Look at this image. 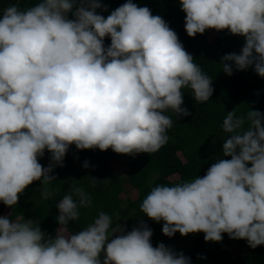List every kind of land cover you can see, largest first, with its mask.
<instances>
[{
    "label": "clouds",
    "instance_id": "clouds-1",
    "mask_svg": "<svg viewBox=\"0 0 264 264\" xmlns=\"http://www.w3.org/2000/svg\"><path fill=\"white\" fill-rule=\"evenodd\" d=\"M179 6L189 37L215 30L243 38L239 52L222 56L224 73L251 68L264 78V0H179ZM185 88L199 103L214 92L177 32L146 5L124 0L109 11L104 0L10 4L0 14V202L12 208L33 182L56 180L52 173L64 167L72 145L132 157L159 151L173 124L165 113L191 115L182 107ZM222 129L230 134L223 158L202 176L153 187L140 209L163 221L169 238L203 232L205 242H222L226 233L255 249L264 245V113L251 108L237 116L233 109ZM89 166L85 160L82 167ZM71 191L79 200L67 194L57 204L59 225L78 220V206L91 205L82 188ZM52 194L41 188L44 199ZM111 224L100 212L78 233L61 228L51 235L31 218L0 215V264H191L164 242L153 246L143 218L131 230L121 224L110 233Z\"/></svg>",
    "mask_w": 264,
    "mask_h": 264
},
{
    "label": "trees",
    "instance_id": "trees-1",
    "mask_svg": "<svg viewBox=\"0 0 264 264\" xmlns=\"http://www.w3.org/2000/svg\"><path fill=\"white\" fill-rule=\"evenodd\" d=\"M38 2L0 0V14L12 3H18L21 9H25ZM123 2L104 0L109 11ZM134 2L148 6L153 14L161 15L177 32L185 49L193 55L194 63L213 81L212 97L199 103L190 88L183 89L182 107H187L191 115L178 119L171 110L165 113L172 118L173 124L168 131V143L155 153H140L132 157L116 154L111 149L77 150L74 145L70 146L64 167L57 166L52 173L56 180L46 186H40V181L33 182L12 208L0 202V215L8 214L10 219L21 221L31 218L33 226L40 225L51 235L61 228L66 229L65 235L78 233L92 224L100 212L112 219L110 233L121 224L126 230H131L143 218L153 230V246L164 242L176 251H183L191 258V264H264V245L252 249L245 240L230 239L226 233L222 242H205L203 232L188 236L177 232L169 238L162 234L163 221L157 223L150 220L140 209L142 200L153 187L178 184L197 175L202 176L214 160L223 158L222 143L230 135L222 129L224 118L233 109L237 116L246 115L251 108L264 113V78L251 68L235 71L231 76L224 73L220 62L222 56L239 52L243 38L215 30L189 37L184 30L185 13L180 10L179 0ZM103 14L106 16L108 13ZM105 43H110V39L106 38ZM49 155L46 151L45 156L40 158L45 167L49 163ZM85 160L90 165L87 169L82 167ZM92 177L96 178L94 182ZM73 185L88 194L91 205L78 206L79 219L59 225L56 220L59 215L57 204L67 194H72L77 202L79 200L71 191ZM42 187L53 193L48 199L42 197ZM198 254L207 258L199 259Z\"/></svg>",
    "mask_w": 264,
    "mask_h": 264
}]
</instances>
